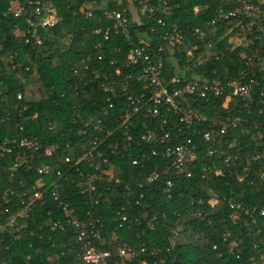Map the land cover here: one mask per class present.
<instances>
[{
    "label": "trees",
    "instance_id": "obj_1",
    "mask_svg": "<svg viewBox=\"0 0 264 264\" xmlns=\"http://www.w3.org/2000/svg\"><path fill=\"white\" fill-rule=\"evenodd\" d=\"M50 1L62 20L56 27L40 31L43 46L34 49L21 36L27 35L26 20L31 17L30 12L14 19L7 14L8 2L0 0V140L31 137L38 141L40 148L53 149L50 158L29 156L32 171L25 173L21 169L13 178H10L9 169L14 157L0 159V226L5 225L10 214L24 209L23 205L33 199L35 191L49 190L56 171L76 180L77 173L64 162V158L69 147L79 149L82 145L77 137L81 127L77 116L86 119L96 108L105 106V95L94 92L87 85L91 72L102 69L109 79H114L113 68L108 63L113 59L123 60L129 42L145 46L150 51L157 48L162 35V27L157 24L160 19L165 31H175L183 37L178 47L180 54L174 52L170 55L173 60L167 57L163 68L165 79L172 75L188 78L203 75L208 80L215 77L236 79L245 74L247 80H256L258 87L254 88L252 104L232 99L228 108L222 109L224 98L207 104L198 100L185 102L195 110L198 126L203 123L227 125L232 117L239 118L241 123L235 128L229 126L223 135L214 136V156L200 157L199 165L192 169V179L178 178L158 159L146 160V171L156 169L160 174L157 188L145 192L146 204L158 217L153 228L147 225L146 219L131 228H120L114 221L116 206L126 199L132 201L134 197L133 192L128 194L123 187L132 185L141 170L131 166L128 160L110 158L120 183L109 190L107 196L103 195L98 208L105 228L102 237L106 241L113 240V245L105 249L116 257L115 247L127 244L136 254L128 264L142 261L153 264L159 260H163V264H252L253 261L263 264L260 258L264 254V217L260 212L264 210V180L258 176V170L264 164V67L258 61L259 52L264 59L262 1L96 0L98 9L91 19L85 16L84 0ZM163 3L165 5L161 6ZM244 5L259 10L260 19L255 22L256 26L263 28L262 34H258L256 26L247 30L252 21L249 17H226ZM150 8L155 10L153 17L148 16ZM104 11L123 13L128 22V39L121 33H111L108 41H104L101 34L95 35L97 29L103 31L110 24L103 17ZM17 28L20 34H17ZM196 30L208 35L207 40L196 39L192 35ZM237 38L245 41L246 46H233L231 40ZM209 43L213 45L210 50L207 49ZM98 44L101 46L96 48ZM190 50L195 58L204 56L205 63L192 71H185ZM7 54L16 56L9 59ZM29 54L34 57L30 71L24 75L28 80L22 82L16 79L12 66H30ZM99 56L105 57L103 63L97 62ZM72 70H77L80 76H72ZM71 86L77 87L78 97ZM18 93L22 94L20 102L16 99ZM21 125L23 134L18 132ZM106 128H113V124H107ZM257 155L259 161L247 167L246 158ZM225 159H230L228 166L223 164ZM213 164L224 171L223 178L213 177L208 169ZM41 165L50 166V176L37 174ZM202 174L204 179H200ZM237 176L242 177L241 182ZM166 178L174 183L169 195L162 190ZM57 191L60 201L73 208L79 219L91 210L79 181L57 184ZM212 197L218 199L213 208L190 203L191 200L200 198L205 201ZM229 202L239 204L240 209H230ZM138 209L134 207V214L140 212ZM199 212L200 217L197 216ZM26 215L17 223L15 235L12 236L9 229L0 232V264H49L47 260L55 256L58 257L56 264H83L76 255L79 247L73 228L67 225L62 232L51 230L54 222H63L57 202L50 197H46L44 204L34 200ZM174 229L178 232L176 237ZM141 248L145 249L144 253H140Z\"/></svg>",
    "mask_w": 264,
    "mask_h": 264
},
{
    "label": "built area",
    "instance_id": "obj_2",
    "mask_svg": "<svg viewBox=\"0 0 264 264\" xmlns=\"http://www.w3.org/2000/svg\"><path fill=\"white\" fill-rule=\"evenodd\" d=\"M6 1L8 2L7 14L14 19H19L30 12L31 17L26 20L28 24L27 35L24 33L21 36L24 37L25 43L34 49L43 46L40 31L52 29L62 20L57 14L54 3L50 0ZM261 1L264 4V0ZM84 2L87 7L85 16L91 19L98 9L96 0H84ZM164 5V3L161 4V6ZM147 12L149 17L155 15V10L152 8L148 9ZM244 16L252 20L248 24L247 30L254 29L255 21L260 19L258 9L244 5L230 12L226 17L239 18ZM103 17L110 24L103 31L97 29L95 35H103L104 41H108L111 33H121L126 39L129 38L127 33L128 22L123 13L104 11ZM157 24L162 27L161 44L153 51L145 46H136L129 42V49L124 53L123 60L113 59L108 63V66L113 68L114 79H109L107 72L102 69L91 72V78L87 80V85L94 92L105 95V106L96 108V111L86 119L77 116L81 123L77 137L81 139L82 145L79 149L69 147L67 149L68 154L64 158V162L69 164L71 169L77 173L76 180L71 175L67 176L56 171L55 181L50 185L49 190L35 191L33 199L26 205L21 202L24 209L10 214L5 225L0 226V232L9 229L10 234L15 235L17 223L26 218V213L31 209L33 201L36 200L44 204L46 197H50L51 200L58 203V209L63 216V222H54L51 225V230L62 232L67 225L73 228L76 232V244L79 247L76 255L83 264H128L136 256L133 249L125 243L120 244L114 249L116 254L114 257L110 250L105 249V247L113 245V242L111 243L113 240L106 241L102 237L105 228L98 208L103 195L106 194L107 196L109 190L114 189L120 183L119 179L115 177V165L110 162V158L128 160L131 166L141 170L132 185L126 184L123 187L128 194L133 192L134 197L132 201L126 199L121 202L122 204L116 206L114 221L120 228L124 226L131 228L146 219L147 225L153 228L158 217L157 214L151 212L150 205L146 204L145 192L157 188L160 174L156 169L147 172L146 160L149 158L158 159L172 169L178 178L185 176L187 179H192V169L199 165L201 159L214 156V136L216 134L223 135L229 126L235 128L240 125V119L232 117L227 125L203 123L198 126L195 110L187 106L185 102L198 100L207 104L213 100L224 98V102L221 104L222 109H227L232 99H239L247 102V104H252L254 102V88L258 87L257 81L253 78L247 80L245 74L239 75L236 79L215 77L208 80L203 75L196 78L172 75L165 79L163 68L167 57L170 58L174 52L177 55L180 54L181 50L178 47L183 37L175 31H165L162 20H157ZM256 29L258 34L263 33L261 26H256ZM17 34H20L19 28H17ZM192 35L200 41H206L208 38V35H203L198 30L194 31ZM100 46L98 44L96 48ZM212 48L211 43L207 44L208 50ZM1 52L2 47L0 45ZM117 52L119 53L120 50L118 49ZM7 56L9 59H13L16 54L14 56L7 54ZM33 57L32 54H29L30 66L20 64L12 66L16 79L22 82L28 80L24 78V75L30 71ZM187 57L188 66L184 69L185 71H192L205 63L204 56L195 58L193 50L188 52ZM104 60V56L97 58V62L103 63ZM248 61L250 62V59ZM258 61L264 67V59L261 58L260 52L258 53ZM72 76L79 77L80 74L77 70H72ZM70 89L74 92L75 97L79 96L77 87L71 86ZM16 99L20 102L22 94L18 93ZM247 112L250 114L249 109ZM202 121L205 119L203 118ZM107 124H113V128H106ZM18 132L24 133L22 125L18 127ZM52 151L53 149L49 147L40 148L38 141L31 137H5L0 140V159L5 160L8 157H14L13 164L9 169L10 178H13L21 169L25 173L32 171L31 165L28 163L29 156L50 158L53 154ZM259 159L260 156L258 155L247 157V167L258 162ZM234 160L236 161L237 158ZM229 161L230 159H225L223 164L228 166ZM209 168L214 178L225 176L224 171L216 164ZM37 174L50 176V166H39ZM258 176L264 180V164L258 170ZM204 178L205 175L202 174L200 179ZM237 180L241 182L242 177L237 176ZM75 181H79L82 194L90 202L91 210L85 213L83 219H79L75 210L70 208L68 204L60 201L57 191V184L60 185L64 182L73 184ZM164 181L162 190L166 195H169L174 183L167 178ZM10 195H13L12 191ZM190 203L199 206L206 204L213 208L218 204V199L212 197L204 201L199 198L191 200ZM134 207L139 208L138 214H134ZM229 208L232 210L240 209V205L229 202ZM5 212L8 210L6 209ZM197 216L200 217L201 212ZM233 216L237 218V215ZM260 216L264 217V210L260 212ZM252 223L255 224V220H252ZM173 235L178 236L177 230H173ZM144 252L145 249L141 248L140 253ZM57 259L58 257L55 256L47 261L49 264H56ZM260 259V263L264 264V254L261 255ZM163 263V260L153 262V264ZM140 264L148 263L142 261ZM252 264H257V262L253 261Z\"/></svg>",
    "mask_w": 264,
    "mask_h": 264
},
{
    "label": "rangeland",
    "instance_id": "obj_3",
    "mask_svg": "<svg viewBox=\"0 0 264 264\" xmlns=\"http://www.w3.org/2000/svg\"><path fill=\"white\" fill-rule=\"evenodd\" d=\"M133 12V11H132ZM231 43L233 44V46H240V45H246L245 43V41H243L241 38L239 39V38H237V39H232L231 40ZM172 243H174V241H172ZM55 260V259H54Z\"/></svg>",
    "mask_w": 264,
    "mask_h": 264
}]
</instances>
